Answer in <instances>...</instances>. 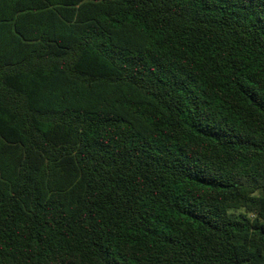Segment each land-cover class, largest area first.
Here are the masks:
<instances>
[{"label": "trees", "instance_id": "obj_1", "mask_svg": "<svg viewBox=\"0 0 264 264\" xmlns=\"http://www.w3.org/2000/svg\"><path fill=\"white\" fill-rule=\"evenodd\" d=\"M0 264H264V0H0Z\"/></svg>", "mask_w": 264, "mask_h": 264}]
</instances>
